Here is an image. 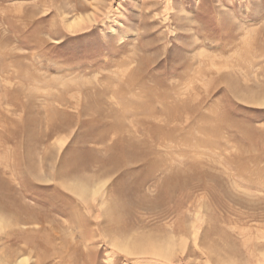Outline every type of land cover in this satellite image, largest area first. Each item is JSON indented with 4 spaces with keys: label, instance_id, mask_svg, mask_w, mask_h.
<instances>
[{
    "label": "rangeland",
    "instance_id": "rangeland-1",
    "mask_svg": "<svg viewBox=\"0 0 264 264\" xmlns=\"http://www.w3.org/2000/svg\"><path fill=\"white\" fill-rule=\"evenodd\" d=\"M0 264H264V0H0Z\"/></svg>",
    "mask_w": 264,
    "mask_h": 264
},
{
    "label": "bare ground",
    "instance_id": "bare-ground-1",
    "mask_svg": "<svg viewBox=\"0 0 264 264\" xmlns=\"http://www.w3.org/2000/svg\"><path fill=\"white\" fill-rule=\"evenodd\" d=\"M19 219H20V218H19ZM40 234H41V233H40ZM29 236H30V235H29ZM22 237H23V236H22ZM23 238H24V237H23ZM13 240H14V239H13ZM30 243H31V242H30ZM152 251H153V252H157V253H159L158 251H156V250H153V249H152Z\"/></svg>",
    "mask_w": 264,
    "mask_h": 264
}]
</instances>
